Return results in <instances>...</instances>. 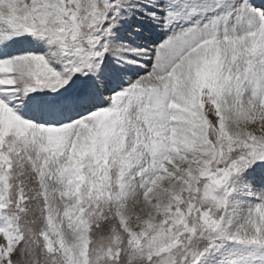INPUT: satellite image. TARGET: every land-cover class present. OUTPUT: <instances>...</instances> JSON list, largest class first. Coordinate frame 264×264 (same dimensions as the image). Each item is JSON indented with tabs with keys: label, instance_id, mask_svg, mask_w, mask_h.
<instances>
[{
	"label": "snow or ice",
	"instance_id": "snow-or-ice-1",
	"mask_svg": "<svg viewBox=\"0 0 264 264\" xmlns=\"http://www.w3.org/2000/svg\"><path fill=\"white\" fill-rule=\"evenodd\" d=\"M0 264H264V0H0Z\"/></svg>",
	"mask_w": 264,
	"mask_h": 264
}]
</instances>
